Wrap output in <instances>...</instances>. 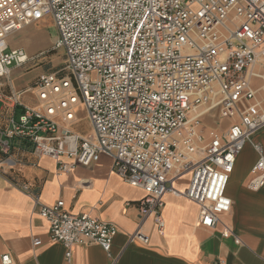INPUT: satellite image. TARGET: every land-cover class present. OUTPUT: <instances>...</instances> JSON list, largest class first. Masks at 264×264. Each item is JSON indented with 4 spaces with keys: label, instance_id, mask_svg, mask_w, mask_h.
Wrapping results in <instances>:
<instances>
[{
    "label": "built area",
    "instance_id": "obj_1",
    "mask_svg": "<svg viewBox=\"0 0 264 264\" xmlns=\"http://www.w3.org/2000/svg\"><path fill=\"white\" fill-rule=\"evenodd\" d=\"M47 18L66 74L46 71L23 91L11 85L3 91L1 80L34 58L11 48L9 38ZM27 93L38 104L26 103ZM0 102V168H13L20 146L66 171L91 167L105 153L115 173L146 193L132 242L149 243L141 230L149 218L165 233L168 192L196 203L199 223L214 228L231 210L227 187L247 143L259 155L247 187L264 188V148L253 141L264 130V0H0ZM79 105L88 132L72 128ZM214 115L233 122L206 133L204 118ZM186 176L188 186L179 189ZM34 199L67 259L75 245L111 252L114 223L72 214L62 199L49 205L38 194ZM2 261L13 260L4 254Z\"/></svg>",
    "mask_w": 264,
    "mask_h": 264
},
{
    "label": "crops",
    "instance_id": "obj_2",
    "mask_svg": "<svg viewBox=\"0 0 264 264\" xmlns=\"http://www.w3.org/2000/svg\"><path fill=\"white\" fill-rule=\"evenodd\" d=\"M22 37L11 36L10 47L25 48L27 40L19 45L14 40ZM18 72L13 68L10 77L1 80L3 91L9 92L7 85L15 91L31 86L26 82L34 80L33 73L18 77ZM28 96L23 98L26 103L38 104L35 95ZM232 122L218 115L206 116L204 128L206 133L223 132ZM253 141L264 148V130ZM258 157L252 143L238 155L227 187L232 207L220 216L216 227L199 223L196 203L168 192L163 210L165 233H158L152 219H147L141 228L149 236V243L144 244L130 238L138 229V204L146 193L114 172L110 155L102 154L91 167L78 165L66 171L50 156L37 157L30 147H16L11 155L13 168L6 164L3 167L10 171L0 168V264H4V254L11 256V264H264V188L247 187ZM63 160L72 162L68 157ZM189 179L182 178L176 186L185 189ZM26 183L29 190L22 186ZM35 194L43 204L62 199L72 214L90 213L114 223L118 232L111 252L98 244L75 245L67 259L65 246L50 239L49 223L39 213ZM227 228L231 234L224 236ZM38 238L42 244L36 246Z\"/></svg>",
    "mask_w": 264,
    "mask_h": 264
},
{
    "label": "rangeland",
    "instance_id": "obj_3",
    "mask_svg": "<svg viewBox=\"0 0 264 264\" xmlns=\"http://www.w3.org/2000/svg\"><path fill=\"white\" fill-rule=\"evenodd\" d=\"M21 34L25 37V39H14L15 43L19 45L26 42L25 40H27L28 42H26L23 46H26L25 49L27 50L28 54L34 58L26 66L18 68V77L23 74H25V77H27L29 72L33 73L34 80L26 82V84L32 85L35 79L41 73L46 71H57L61 75L66 74V71L64 70V51L62 49L54 48V42L57 33L56 28L54 27L50 18L33 23L31 25H27L13 35L18 36ZM31 94L32 93L24 94L23 98L27 100V98H29L28 95ZM1 105L2 103L0 102V108ZM76 114L77 120L73 123L72 128L82 133L89 131L91 125L86 111L82 105H79V107H77ZM6 168L7 167L4 166L3 170H5ZM8 171L10 170L8 169Z\"/></svg>",
    "mask_w": 264,
    "mask_h": 264
}]
</instances>
